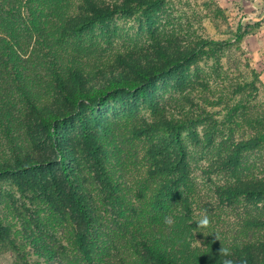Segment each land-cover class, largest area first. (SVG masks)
I'll list each match as a JSON object with an SVG mask.
<instances>
[{
	"label": "trees",
	"instance_id": "16d2710c",
	"mask_svg": "<svg viewBox=\"0 0 264 264\" xmlns=\"http://www.w3.org/2000/svg\"><path fill=\"white\" fill-rule=\"evenodd\" d=\"M161 3L0 0V139L10 151L0 157V243L11 234L1 212L19 214L13 197L2 193L1 182L12 180L23 194L33 193L49 207L76 248L77 256L64 261L65 250L58 249L41 219L33 223L16 215L22 234L47 264H219L221 243L237 262L246 258L247 264H264V174L256 173L262 171L263 156L251 162L264 142L262 130L228 150L220 168L231 180L215 186L214 203L198 190L194 148L188 143L201 144L196 131L200 116L168 111L154 98L158 76L171 77L170 68L176 67L178 77V65L197 53L172 57L158 49L155 57L132 53L112 59L89 53L98 26L122 10L150 17ZM121 93H136L153 106L156 123L135 133L169 135L144 147L147 165L140 190L149 195L146 201L133 197L126 184L124 148L132 139L108 120L90 117L102 102ZM235 206L245 207L247 217L242 230L233 233L243 237L230 240L215 224ZM197 207L212 220L203 248L189 243L197 226L189 215ZM165 217L174 223L167 225Z\"/></svg>",
	"mask_w": 264,
	"mask_h": 264
},
{
	"label": "rangeland",
	"instance_id": "374dc122",
	"mask_svg": "<svg viewBox=\"0 0 264 264\" xmlns=\"http://www.w3.org/2000/svg\"><path fill=\"white\" fill-rule=\"evenodd\" d=\"M94 42L89 53L106 59L132 53L155 57L158 49L168 50L172 57L197 53L196 58L178 65V77L176 67L170 68L169 73H174L171 77L164 73L158 76L154 98L168 111H191L200 116L196 131L201 144L188 143L194 148L198 190L216 203L215 186L231 180L227 181L220 168L228 150L234 142L258 137L261 130L264 133V0H162L150 17L136 9L122 10L96 28ZM90 117L108 120L127 140L132 139L124 148L129 167L126 184L133 197L149 200L140 190L147 165L144 147L154 146L162 138L167 140L169 135L137 134L134 130L156 123L153 106L136 93H121L102 102ZM188 134L186 130L183 135ZM208 140L211 145L207 146ZM9 153L7 143L0 139V157L7 158ZM260 156L262 171L256 172L258 175L264 174V142L251 162ZM1 188L2 193L13 197L12 206L19 214L5 209L1 212L11 234L8 241L0 243V264L48 263L22 234V220L16 216L21 213L33 223L41 219L46 231L56 237L58 249L65 250L64 261L77 256L74 244L45 203L33 193L23 194L12 180L2 181ZM201 212L199 207L193 208L189 219H197ZM246 212L243 206L227 208L223 221L215 224L216 231L225 232L230 240L236 235L242 238V234L233 233L242 230ZM190 233L191 247L203 248L209 232L194 234L192 229Z\"/></svg>",
	"mask_w": 264,
	"mask_h": 264
},
{
	"label": "clouds",
	"instance_id": "9594fccd",
	"mask_svg": "<svg viewBox=\"0 0 264 264\" xmlns=\"http://www.w3.org/2000/svg\"><path fill=\"white\" fill-rule=\"evenodd\" d=\"M192 222H195V224L197 225L193 229L194 234L197 233V232H200V233H203L204 235H206L205 234L206 230H208L211 227V224H212V220H211L210 216L207 214L206 210H203L199 214L198 218L193 220ZM165 223L167 225L171 226L174 223V221H173V219L171 217H165ZM215 237H216V239L221 241L218 234H215ZM196 242H197V244L200 243L197 240H196ZM219 256L224 258V259H222V261L219 262V264H247L246 258H242L239 262H237L236 260L231 258L233 256L231 248L223 246L222 243H221V247L219 249Z\"/></svg>",
	"mask_w": 264,
	"mask_h": 264
}]
</instances>
